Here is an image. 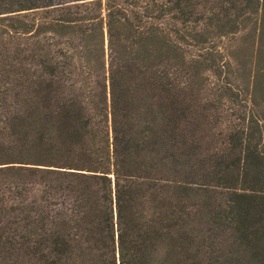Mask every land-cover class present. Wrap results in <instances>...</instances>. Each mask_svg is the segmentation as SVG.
<instances>
[{"label":"trees","instance_id":"16d2710c","mask_svg":"<svg viewBox=\"0 0 264 264\" xmlns=\"http://www.w3.org/2000/svg\"><path fill=\"white\" fill-rule=\"evenodd\" d=\"M0 264H264V0H0Z\"/></svg>","mask_w":264,"mask_h":264}]
</instances>
